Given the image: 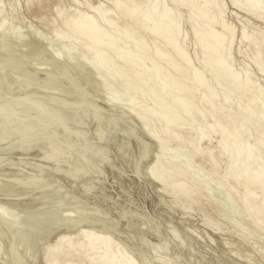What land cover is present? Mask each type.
<instances>
[{"label": "bare ground", "instance_id": "obj_1", "mask_svg": "<svg viewBox=\"0 0 264 264\" xmlns=\"http://www.w3.org/2000/svg\"><path fill=\"white\" fill-rule=\"evenodd\" d=\"M47 1L36 0L34 18L42 19L40 10L48 6ZM106 1V6L101 0L95 4L72 0L74 8L56 5L53 11L60 24L48 38L21 7H12L15 2L9 10L0 6L2 261L147 264L146 256L157 248L156 243L145 239L144 231L117 238L114 234L122 233L119 221L99 201L90 200L113 155L154 186L162 201L168 196L180 207L210 208L227 217L232 208L227 195L234 197V210L239 209L247 227L264 239V84L256 81L250 65L249 69L237 65L238 69L232 63L235 52L241 59L245 56L264 78V29L252 25L249 32L252 23L244 19L236 49V30L225 15L224 0ZM228 1L235 12L264 24V0ZM25 2L28 8L34 5L33 0ZM242 43L244 51L239 48ZM115 67L130 80L120 77ZM118 76L119 81L125 79L124 89L147 95L153 107H143L134 96L121 102L119 95H109V82L119 85ZM234 102L237 106L232 109ZM126 137L134 139L135 148L124 147L129 143ZM211 137L216 139L214 148H204ZM174 149L188 154L184 164L174 153L171 160H163V152ZM223 156L226 163L218 171ZM200 161L211 164V170L201 175L214 180L217 187L211 181L210 189L216 197L220 188L215 200L198 176ZM44 201L46 208H40ZM125 205L117 212L131 223L143 228L154 221L148 213L138 218ZM27 234L34 243L21 256L20 245ZM157 259L161 264L165 261Z\"/></svg>", "mask_w": 264, "mask_h": 264}, {"label": "rangeland", "instance_id": "obj_2", "mask_svg": "<svg viewBox=\"0 0 264 264\" xmlns=\"http://www.w3.org/2000/svg\"><path fill=\"white\" fill-rule=\"evenodd\" d=\"M71 1H69V0H66V1L65 0L64 1H62V0H48L47 4H46L48 6L46 8H44V9L40 10V12L42 13V19L34 18L33 14H32L33 8H35V6H36V8H38L37 4H36V0H33L34 5L33 6L31 5L29 8L26 6L25 0H19L17 2L15 0H2V2L0 3V6L2 7V9H5V10H9V7L10 8H12V7L20 8L21 7L23 15L29 21L32 22L33 26L36 25L35 27H37L38 29H40L42 31L45 30L44 33H46L48 35V36L47 35H45V36H47V38H48L49 36H53L52 35L54 33L53 30L57 29L58 25L60 24L59 19L57 18V16L55 15V12L53 11V10H55L54 9L55 6L58 5L59 8L62 7V6H70L71 8L76 7V4L75 3L72 4ZM78 1L82 2L83 0H78ZM89 1L91 3L95 4L99 0H89ZM101 1H103L104 6L108 5V3H109V1H106V0H101ZM224 1L226 2V14L225 15L228 18V20L231 21L230 23L232 24V26L234 25L235 30H236L237 43L235 45V48L238 49L237 45H238L239 31H240V27H241L240 25L243 23V21H245L244 19H246V18L248 20L250 19L249 21L252 24L249 23V25H251V26H249V28L250 27L251 28H253V27L255 28L256 27V28L264 29V28H262L264 26V24L261 23L260 21L256 20V19L250 17V16H246V14H244V12H242V11L240 12V11L236 10L238 12H235V9L231 6L229 1L228 0H224ZM14 2H15V4H14ZM3 3H4V8H3V5H2ZM6 3L9 4V6ZM12 4H14L16 6H14ZM17 4H18V6H17ZM11 5H12V7H11ZM79 6H80L79 9L82 8L81 10H84V6L83 5H79ZM77 8H78V6H77ZM232 11H233L234 14L235 13H236V15L238 14V16L237 17H236V15L233 16ZM229 15L231 16V18H230ZM53 19H55V21H54L55 23L52 21ZM252 25H253V27H252ZM185 26H186V24H184V27ZM44 27H45V29H44ZM249 28H248V31L250 32V30H252V29L251 28L249 29ZM50 32H51V35H50ZM150 42L151 41H149V43ZM72 48H74L75 50L78 49V47H72ZM239 48L241 50H243V49L246 50V46L243 45V43H242V45L239 44ZM236 49H235V51H236ZM248 52H250V51H248ZM238 56L239 55L236 54V52H235V54H232V61L234 60L232 63L234 65V67L239 69L241 66L242 67H247V66L250 65V69H249V67H247V68L252 72L253 76L256 75V76H254V78L257 77V78H255L256 81H259L260 85L262 86V84H264V81H263L264 78H263L262 75L260 76V74L258 72H256L257 71L256 67L250 62L249 58L240 55L242 57V59L244 60V61H242V59L240 57H238ZM87 59L89 61H92L91 58H89V57H87ZM237 65H239L240 67L239 66L237 67ZM101 69L104 71L103 74H104L105 78L108 80L109 77H108V75H105L106 74L105 70L103 68H101ZM114 70H116L115 72L120 74V77L124 76L122 78H126V81L130 80V76L128 77L127 74L120 73L121 72L120 67H117V68L115 67ZM120 77L118 76L117 80ZM117 80H115V81H117ZM121 80L124 81V82H122ZM120 81L118 80L119 85H116L117 84L116 82H115L116 83L115 84L114 82L111 83V82L108 81L109 84H111L108 87V89L111 90V91L108 90L109 95L111 94V96H112L114 94V97L119 95L117 97V99L118 100L123 99V101L121 100V102H127L130 99V96H134L133 99H135L136 102L138 100L137 103L141 104V105L143 104V107H145V108H147V106H150V108L153 107V103L151 101L149 102V98H148L147 95H144L142 93L145 96L144 97L141 94V92H136L135 93L132 89H124V87L126 85L125 79H120ZM112 85H116L115 86L116 88L114 86H112ZM117 86H118V88H117ZM110 87L111 88L113 87V88L111 89ZM215 87L218 88L216 85H215ZM121 89L122 90L124 89V90L122 91ZM127 90H129V91H127ZM127 92H128V94H127ZM125 95H126V98L129 97V99L128 98L126 99ZM136 95H137V97H136ZM122 96H124V97H122ZM106 97H108V96H106ZM146 99H147V101H146ZM145 104L147 106H145ZM231 105H232L231 108L233 107L234 109L237 106L235 104V102L233 104H231ZM253 131L254 130L251 129L250 132H252V134L254 136ZM213 138L214 137H211L209 139V141H208L209 143L206 142V144L204 145V148H208V149H213L214 148L215 143H216V139L214 138L215 139L214 140ZM126 139L129 140V143L127 144V142H126L124 147L131 146V147L135 148L136 145H135L134 139L127 138V137H126ZM174 151H175V149L171 150V153H170V151H168L169 152L168 154H167L166 151H165L166 152L165 154L163 152V155H164L163 160H164V158L167 161L171 160L170 156H171L172 153H174V154H177V156H179L177 158V160H178V162L181 161L180 165H182V163L184 164L185 161H186V160L184 161V159H187L188 154L186 152L181 151V150L179 152L178 149L175 152ZM214 151H215V149H214ZM180 153H181V156H180ZM174 154H172V155H174ZM166 160H164V161H166ZM177 160H175V161L177 162ZM196 160L198 161L197 158H196ZM220 160H221V158H219L220 165H221V163L223 165H225L226 158L223 156V159L221 161ZM223 161H224V163H223ZM200 162L202 163L201 171H200V169L199 170H194V171H200L198 173V176L200 177V179H201V177H203V179H204V174H203V176L201 174L204 173V171H210L211 170V164L208 161H205V162L200 161ZM219 162L217 163L218 165H219ZM223 165H221V167H219L218 171H222V169L224 167ZM118 170L120 172H118ZM105 174H106V176H105L106 178L105 177L102 178L101 183H99V185L97 186V189L94 190V194L95 195H92L90 197V200L91 201H99V204H101L103 206V208H106L108 210V212L112 215V217L116 218L119 221L120 230L122 231V233H121V235L120 234L117 235V233H115L114 235L117 238L123 239V240L126 239L127 237L128 238H132L131 236H134V235L136 236L137 232L144 231L145 232L144 233L145 234L144 235L145 239H147L148 241H152V242L156 243L157 248L150 249L149 253H148V256H150V257L146 256L147 257V261H149V262H147V264H149L151 261L154 262V263L151 262V264H161V262H156L157 257L160 258V259H157V261L158 260L160 261L161 259L162 260L164 259L166 261V263H165L164 260H163L164 262L161 260L163 262V264L164 263L165 264H216L218 262L219 263L221 262L220 264H222V263L223 264H252V263L259 264L260 262L262 264H264V256H262V255H264V249H263L264 248V239L260 238L259 233L257 231L252 230V229L247 227L246 223H244V220H243L244 217L241 214V211L239 209L235 208L236 211L234 210V205L235 204L233 205V203H236V200L234 199V197L232 199L235 202H233V200H231L232 196L230 197L229 195H227L229 197L231 203H232L231 206L233 208V209L232 208L229 209V212L227 213L228 214L227 217L229 219L228 220V219H225V218H227V217H225L226 215L225 216L224 215L219 216L218 214L213 212L212 209L210 210V208H204V210H198L196 207H193V205L188 206L186 204L184 205V206H186V208H183V207L178 206L176 203H173L172 202L173 200L170 197H168V196H166V197L163 196L165 199L162 201L161 200V196L158 193V190L154 186L152 187V185L148 181H146V179L139 178L135 174V172H133L130 169V167L126 165L125 160L117 158L115 155L112 156V164L111 165L109 164V165H107L105 167ZM216 177L218 178L219 176H214V179ZM138 179H139V181H138ZM203 179H201V180L204 183V185L207 187V189H208L207 191H209L208 194L210 195V197L212 199H214V200L217 199L218 197H220V196H218V195H220V191H221L219 187H218V190H215V191H217V192H215L217 194V197L213 193L214 190L212 191L210 189L211 181H212V187H214L213 184L215 185V187H217L216 184L213 182L214 180H212V179H204V181L206 180V183H205L203 181ZM63 181H64L65 185L70 187L71 184L68 181H66V180H63ZM106 181H107V183H106ZM208 182H209V185H207ZM210 191H212L214 196L210 194ZM218 191H219V193H218ZM222 192H223V190H222ZM103 196H105L106 199H103ZM116 198H118V199H116ZM104 200H106V201H104ZM40 203H41L39 205V206H41L40 208H43V207L46 208V206H45L46 201H44L43 203L42 202H40ZM125 204H127V207L130 206L129 208L131 210L136 211L135 216H138V218H141L139 216H142V217L147 216V213H148L150 215V217L152 219H154V221L153 220H149L147 223H145L142 226L143 228H141V225H137L135 223H131L132 219H130L129 220L130 222H129L128 219H126L124 217H121L119 215V213L117 212L118 209H120V206H126ZM195 212H196V214H195ZM235 214H237L238 217L235 216ZM229 215L232 218H230ZM233 215H234L235 218L233 217ZM239 217H241V218H239ZM213 222L215 223V225H214ZM217 222H219V223H217ZM210 223L212 225H214L215 229L213 228V226H211ZM165 224H167V226ZM206 224H207V226H206ZM237 225H239V226H237ZM158 226H161V227H158ZM171 229H172V231H171ZM22 231L24 233L28 232V230L25 231V229H21L20 230V232H22ZM216 231H218V232H216ZM174 232H176V233H174ZM193 232H194V234H193ZM207 232L209 233V235H208ZM249 232H251V233H249ZM171 233L174 236H175V234H178L177 236H179V237H177V236L174 237ZM205 233H206V235H205ZM226 234H228V235H226ZM242 234H243V236H238V235H242ZM232 235L233 236L236 235L235 237H238V238H235ZM162 236L165 239L161 238ZM249 237H250V239H249ZM244 238L247 241H245ZM255 238H256V240H255ZM178 239H180L181 242L183 241L184 245H183V242L181 243L180 240H178ZM191 239H193L194 241L196 239L197 240L194 242ZM210 239H212V240H210ZM166 242H168L169 244L166 243ZM196 242H197V245H196ZM212 242L214 244H212ZM235 242H237L238 246H236L237 244ZM240 242H242V243L240 244ZM250 242H251V244H250ZM258 242H260V243H258ZM33 243L34 242H32V239L30 238L29 234L24 236V242L20 245L21 256H24L28 252V250L33 245ZM164 243H166L167 245H164ZM170 243H172V244H170ZM144 244L147 245L146 243H144ZM168 245H169V247L163 249L164 251H165V249L167 251V252L165 251V254H163L165 256L164 257L161 254L162 252H164L162 250V247H164V246L166 247ZM180 245L183 246V247H181ZM194 245H196V246H194ZM247 245H249L250 247L247 246ZM158 247H160L161 249L160 248L158 249ZM255 247H256V249H254ZM260 249H261V251H260ZM151 250H154V251H151ZM155 250L157 251V253L155 252ZM160 250H161V252H160ZM192 250H193V253H191ZM253 250H255V251H253ZM239 251H241V252H239ZM226 252H228V253H226ZM232 253H234V254H232ZM261 253H263V254L261 255ZM253 254H255V255H253ZM176 255L178 257H175ZM1 256H2V253L0 251V261L3 260V258H1ZM138 257L139 256H136V258L139 261ZM169 257H170V262L173 261L174 263L173 262H171V263L168 262L169 261V259H168ZM250 257H251V259H250ZM9 258H10L11 261H13L14 256H13L12 253H10ZM153 258H156V259H153ZM189 259H191V260H189ZM211 260H212L213 263L210 262ZM217 260H219V261H217ZM189 261H192V262H189ZM197 261H198V263H196ZM215 261H217V262H215ZM2 262H0V264H5L4 261H2Z\"/></svg>", "mask_w": 264, "mask_h": 264}]
</instances>
